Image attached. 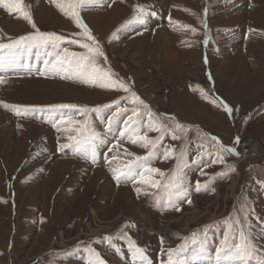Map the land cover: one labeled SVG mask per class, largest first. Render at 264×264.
Returning <instances> with one entry per match:
<instances>
[{
    "label": "rangeland",
    "instance_id": "374dc122",
    "mask_svg": "<svg viewBox=\"0 0 264 264\" xmlns=\"http://www.w3.org/2000/svg\"><path fill=\"white\" fill-rule=\"evenodd\" d=\"M137 4L156 15L109 39ZM23 5L35 27L0 6V43L38 33L64 39L56 48L0 49V264H92L94 253L104 264H239L215 253L239 243L241 232L253 249L248 264H264V0H99L80 8L104 52L97 66L148 109L131 92L53 71L65 49L87 52L75 43L88 42L75 35L83 29L52 0ZM49 105L75 107L50 118ZM12 106L44 111L23 115ZM93 131L94 162L91 148L60 149ZM145 136L155 148L144 146ZM237 137L243 147L231 158L221 145L232 148ZM129 167L135 177L118 182L113 169ZM181 181L187 196L170 186Z\"/></svg>",
    "mask_w": 264,
    "mask_h": 264
},
{
    "label": "snow or ice",
    "instance_id": "6c2138e0",
    "mask_svg": "<svg viewBox=\"0 0 264 264\" xmlns=\"http://www.w3.org/2000/svg\"><path fill=\"white\" fill-rule=\"evenodd\" d=\"M53 3H55L56 7L60 9L61 12H63L65 15L70 16L74 23L77 25V27L83 29L81 33H76L77 36H83L87 39L88 42L81 43L79 40L75 41V43H80V46L83 49H86L87 52L82 53H68L67 49H65V57L63 60H60L58 63H55L53 65L52 70L53 71H63L66 73L64 76L65 79H71V78H77L81 79L85 83H95L97 81H102L100 84L101 87L104 88H113L117 90H123L124 92H131L130 85L126 84L123 80H115L112 79V73L111 70L105 71L104 69L97 66V57H103L104 52L101 47L100 42L98 39L92 35L91 30L88 28L87 24L83 21L79 14V9L85 6H92L99 2V0H52ZM0 6H4L11 12H19L22 17L28 21V23L32 24L33 27H35V24L32 21L31 13L26 8L30 7L28 5L22 6V0H0ZM149 15H156L155 12H149L145 9L142 5H135L134 6V15L131 19L128 21H125L122 23L119 28L114 31L109 39L117 38L118 33L121 30H125L129 25L133 23H139V24H146L147 18ZM184 27H188L187 25H184ZM64 37L57 35L56 33H38L37 35H24L20 36L17 39L13 40L9 44L0 43V49H20V45L23 43L27 49L30 51L32 47H45L51 46L53 48L58 47L57 42L62 41ZM51 55V53H49ZM68 57H72L74 59L69 60ZM9 63L11 61H8ZM65 62L67 63V66H65ZM6 61L3 58H0V69L5 67ZM47 63V61L45 62ZM70 73V75H67ZM41 74H44L43 72ZM4 81L0 79V83H3ZM131 96L133 98V102L138 103L139 105H143L145 109H148L149 106L142 100L140 97L136 96L134 92H131ZM123 99V97L121 98ZM119 100L113 101L112 103L119 104ZM2 103V102H0ZM7 106V105H5ZM75 107L74 105H49L47 106L48 109H50L49 116L50 118L55 117V113L57 110L62 108H72ZM103 107H110V105H105ZM13 110L17 112V114H23V115H29L30 113H35L37 111H44V108H37L35 106H12ZM224 108L227 112H231V108L224 104ZM87 111V109H85ZM92 111H99V108L93 109ZM128 111L127 108L119 109L117 113H114V116L118 115L119 112H126ZM133 114L135 115V109H133ZM148 118L150 122L156 123L158 120V117L155 116L154 113H152L149 109ZM131 119V118H130ZM57 123L53 124L54 127L57 126ZM113 123L112 119H109V130L111 129V125ZM127 123V122H126ZM162 127V126H161ZM177 128H183L184 126L177 124ZM157 130H161L160 128H157ZM123 135V133H122ZM175 138V137H174ZM99 139V134L95 133L94 131L83 141H76L75 144H63L60 146V149H66V148H72L74 151L81 153V152H87L89 148L92 150L93 155V162L95 161V149H96V141ZM140 140H143L144 146H147L149 143L152 144L153 148H155V141L150 140L148 137H140ZM218 138L213 137V140H216ZM133 143H136V140L132 141ZM236 143L239 142V138H236ZM100 144L105 143L104 140H99ZM221 148L223 151L229 152V153H236V149L234 147L227 148L221 145ZM168 153H165V157L167 158ZM218 159L222 160V157H218ZM149 173L153 172H159L158 169H147L146 170ZM232 171H235L233 168ZM113 173L115 176V179L119 182L121 178L127 180L130 177H135L136 173L135 171L129 167L124 171H119L117 169H113ZM163 175V173H160ZM141 180L145 183L151 184L153 187H156L158 185V182L152 181L147 179L146 177L141 174ZM182 181L180 183H171L170 186L177 189L176 195H184L187 196V189H181ZM196 190H201V184L199 181L196 182ZM139 192L140 190L137 189ZM171 198V197H170ZM191 203V201H188ZM179 210V209H177ZM206 235V233H205ZM124 238V237H121ZM132 242L130 241V244ZM195 243V241H194ZM222 244L228 245V236L225 235L224 241H222ZM184 246L182 245L181 248ZM137 253L140 254L141 257H144V250L141 248L135 249ZM201 251H203V243L201 242ZM172 252L173 250L169 249V261L172 259ZM94 253V250H93ZM226 256H231L232 258L239 261V264H248V261L253 256V249L251 245L248 242V238L244 235L243 232H241V238L240 242L234 245H230L227 247H220L216 249L215 258L219 262ZM146 259V257H144ZM92 264H104V261L99 257L98 254L94 253V260L92 261Z\"/></svg>",
    "mask_w": 264,
    "mask_h": 264
},
{
    "label": "built area",
    "instance_id": "2783aa9c",
    "mask_svg": "<svg viewBox=\"0 0 264 264\" xmlns=\"http://www.w3.org/2000/svg\"><path fill=\"white\" fill-rule=\"evenodd\" d=\"M241 140L238 142V143H236L235 145H234V148L237 150V149H242L241 147H243L242 145H241ZM251 152H252V150H251ZM243 152H241V150H240V154H242ZM238 154L237 153H229V156L231 157V158H235L236 156H237Z\"/></svg>",
    "mask_w": 264,
    "mask_h": 264
},
{
    "label": "bare ground",
    "instance_id": "6f19581e",
    "mask_svg": "<svg viewBox=\"0 0 264 264\" xmlns=\"http://www.w3.org/2000/svg\"><path fill=\"white\" fill-rule=\"evenodd\" d=\"M199 264H208L206 261H201Z\"/></svg>",
    "mask_w": 264,
    "mask_h": 264
}]
</instances>
